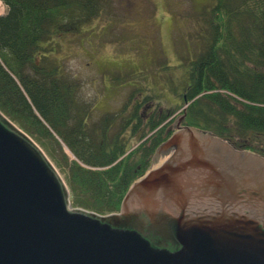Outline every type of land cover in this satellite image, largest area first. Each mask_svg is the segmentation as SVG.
<instances>
[{
    "label": "trees",
    "instance_id": "trees-1",
    "mask_svg": "<svg viewBox=\"0 0 264 264\" xmlns=\"http://www.w3.org/2000/svg\"><path fill=\"white\" fill-rule=\"evenodd\" d=\"M1 1L0 112L46 153L72 208L118 213L172 134L167 124L175 112H145L157 97L142 86L118 110L94 120L96 103L79 99L74 81L51 61L55 48L44 43L100 18L108 0ZM205 1L197 36L202 50L180 64L181 125L264 158V0ZM134 140L142 144L130 151Z\"/></svg>",
    "mask_w": 264,
    "mask_h": 264
},
{
    "label": "water",
    "instance_id": "water-1",
    "mask_svg": "<svg viewBox=\"0 0 264 264\" xmlns=\"http://www.w3.org/2000/svg\"><path fill=\"white\" fill-rule=\"evenodd\" d=\"M160 155L98 215L0 112V264H264V158L184 126Z\"/></svg>",
    "mask_w": 264,
    "mask_h": 264
},
{
    "label": "rangeland",
    "instance_id": "rangeland-1",
    "mask_svg": "<svg viewBox=\"0 0 264 264\" xmlns=\"http://www.w3.org/2000/svg\"><path fill=\"white\" fill-rule=\"evenodd\" d=\"M108 2L110 5L106 13L91 24L78 30L53 34L47 42L49 44L44 43L46 48H55L50 59L63 75L74 81L72 84L77 86L79 99L96 103L94 120L118 110L132 91L143 86L157 97L144 107L145 112H151L156 107L175 112L167 124L168 130L173 133L179 120L182 124L181 115L186 108L177 97L185 84L183 64L192 61L202 50L203 45L197 37L203 31V15L199 12H203L207 2ZM5 13L6 6L0 0V16ZM140 94L141 98L142 90ZM137 140H134L130 151L142 144V140ZM164 160L158 158L151 162V169Z\"/></svg>",
    "mask_w": 264,
    "mask_h": 264
},
{
    "label": "flooded vegetation",
    "instance_id": "flooded-vegetation-1",
    "mask_svg": "<svg viewBox=\"0 0 264 264\" xmlns=\"http://www.w3.org/2000/svg\"><path fill=\"white\" fill-rule=\"evenodd\" d=\"M178 126H181V127H182L181 122H180V123H177V125H176V127H175V129H174L173 132L176 131V129H177ZM158 158H164V159H166V157H164V156H162V155L158 156ZM158 158H156V152H155V154H154V160H156V159H158ZM154 160H152V163H153ZM163 162H164V161H163ZM163 162H162V163H163Z\"/></svg>",
    "mask_w": 264,
    "mask_h": 264
}]
</instances>
